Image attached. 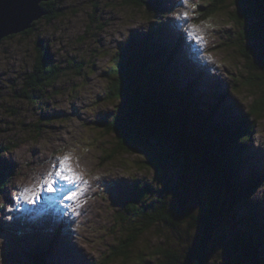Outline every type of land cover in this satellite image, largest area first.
Returning <instances> with one entry per match:
<instances>
[{"label": "rangeland", "instance_id": "1", "mask_svg": "<svg viewBox=\"0 0 264 264\" xmlns=\"http://www.w3.org/2000/svg\"><path fill=\"white\" fill-rule=\"evenodd\" d=\"M148 1L151 6L138 8L123 0H60L58 18L50 22L40 18L30 33H17L0 42V174L5 184L0 190V264H32L29 255L36 253L42 255L38 264H101L106 263L110 249L130 239V217L122 222L121 213L127 203H138L134 187L142 189L141 185L153 180L150 171L142 168L140 154L108 157L113 139L101 125L119 103L110 93L111 77L119 53L136 55L128 49L132 39L153 41L152 51L164 59L168 84L183 74V84L192 81L203 107L219 104L222 113L216 116L217 123L244 122L249 137L242 144L246 158L241 164L238 159V171L245 184L247 178L259 179L260 185H253L251 205L260 210L261 217L264 215V116L248 115L250 103L263 94V87L247 83L251 76L247 59L232 46L239 34L237 24L224 9L197 22L202 15L199 7L209 0H189L188 4L183 0ZM193 26L199 31L194 32ZM36 41L49 54L50 62L64 71L49 86L29 83L38 54ZM247 43L254 44L250 40ZM261 50L255 51L256 63L258 56L264 60ZM153 67L148 64L142 69V80L148 87ZM156 87L155 81H150V89L156 93L166 84L160 90ZM203 120L192 126L197 128ZM174 144L180 146V141L175 138ZM66 154H71L74 171L86 183L58 181L57 192L45 191L41 201L36 199L44 201L41 207L31 203L32 193L36 191L40 197L42 192L37 185ZM192 160L190 156L189 170L182 179V185L187 186L185 202L181 186L177 195L172 191L169 196L170 204L175 205L177 228L152 225L129 249L127 260L110 264H139V252L152 264V250L163 245L190 255L183 251V233L188 231L196 240L199 224L183 225V212L190 210L200 219L212 185L197 157ZM169 175L167 190L173 184L174 171ZM151 189L145 206L159 191V187ZM70 192L77 193L78 209L82 208L79 195L85 193L84 214L71 208L73 200L65 199ZM226 198L227 193L222 192L221 201ZM238 205L229 204L213 224L221 241V245H212L210 259L214 262L220 263L229 255L222 241L227 243L235 234L243 236L250 230L246 210ZM62 210L74 217L70 223H64L69 217L62 223L54 214ZM194 263V258L182 257L181 264Z\"/></svg>", "mask_w": 264, "mask_h": 264}, {"label": "trees", "instance_id": "2", "mask_svg": "<svg viewBox=\"0 0 264 264\" xmlns=\"http://www.w3.org/2000/svg\"><path fill=\"white\" fill-rule=\"evenodd\" d=\"M59 1L42 2L41 5L46 11L42 18L48 22L58 18L61 13ZM123 2L138 8L152 5L148 0H123ZM206 3L199 7L202 15L197 17V22L224 9L230 21L237 24L239 34L234 38L232 46L247 59L246 66L251 71L247 83L259 88L263 87L261 91L263 94L250 103L248 115L264 116V60L262 56H258V62L253 61L255 51L263 52L261 49H264V0H222L221 2L209 0ZM38 21L21 33H30ZM248 40L254 43L253 46L247 45ZM38 42L36 41L38 54L35 67L29 74V83L44 87L57 80L64 71L50 62L49 54L43 50L41 43L37 44ZM128 45L130 46L128 49L132 48L136 51V55L133 52L119 53L110 87L113 100L116 99L119 103L115 104L111 118L103 122L101 128L113 139L108 157L112 158L128 152L140 154L141 160L144 159L140 161L142 168L150 171L153 183L149 185L143 183L144 185L140 186L142 189L134 187L137 188L134 194L138 203H127L120 216L122 222L130 217L129 231H132L130 232L132 235L128 241L122 240L123 243L110 249L104 259L106 263L101 264H110L119 259L127 260L131 253L129 249L152 225L177 228L178 221L173 214L175 205L170 204L169 196L172 191L177 195L181 186L183 203L185 202L187 186L184 183L182 185V179L189 170L190 156L193 160L197 157L200 168L212 181L211 188L206 194L205 205L201 209L200 219L190 210L185 213L181 211L184 214L183 225L187 223L193 226L198 223L196 229L199 230L200 235L195 240L196 237L191 236L188 231L186 234L183 233L185 240L183 251L190 255H181L168 245L158 246L152 250L150 258L152 264H181L182 257L194 258V264H264V215L261 217L260 210L255 211V207L251 205L255 190L253 185H260V182L258 178L250 177L246 179L247 184H245V179L240 177L238 171L237 161L240 160L241 164L246 158L243 156L242 144L249 137L244 130V122L230 120L228 123H217L216 116L222 113L219 104L203 107L197 95L200 93H196L194 88H187V85L184 88L177 82L168 84L170 82L165 79L163 73L164 59L152 51L154 45L152 40L150 42L145 38L140 41L132 39ZM135 47L140 49V53ZM148 64L154 66L150 73L152 77L147 78L149 87L146 86V81L142 80V69ZM153 80L159 90L160 86L166 84V87L159 91L160 94L153 88L150 89V81ZM32 90L35 91L33 87ZM164 92L167 94L165 95ZM27 93L29 96L30 92ZM203 117L201 125L197 124V128L195 125L192 126ZM194 128L195 132L192 131ZM172 136L180 141V146L174 144L175 138L171 139ZM170 171H174V181L167 190L165 187L169 185ZM0 178L1 190L5 184L2 174ZM151 186L159 187V191L152 200L150 199L149 206H145V200L152 194ZM222 192L227 193L225 202L221 201ZM231 203H239L238 206L245 208L250 230L243 236L235 234L227 243L222 241V246L229 255H226L227 258L220 263L214 262L210 259L213 252L212 245L214 242L221 245V241L213 229V224L220 216V212L227 211ZM137 257L139 264H151L149 260L146 261L142 252H139ZM29 259L32 260V264H38L42 255L32 254L29 255Z\"/></svg>", "mask_w": 264, "mask_h": 264}, {"label": "water", "instance_id": "3", "mask_svg": "<svg viewBox=\"0 0 264 264\" xmlns=\"http://www.w3.org/2000/svg\"><path fill=\"white\" fill-rule=\"evenodd\" d=\"M51 0H0V42L30 29L46 11L41 3Z\"/></svg>", "mask_w": 264, "mask_h": 264}, {"label": "snow or ice", "instance_id": "4", "mask_svg": "<svg viewBox=\"0 0 264 264\" xmlns=\"http://www.w3.org/2000/svg\"><path fill=\"white\" fill-rule=\"evenodd\" d=\"M185 4L189 3V0H183ZM190 7H195L194 4H189ZM189 13L185 12L184 16L187 17ZM193 31L198 32L199 29L195 28L193 26ZM196 39H202V37H195ZM73 157L71 154H66L62 158H60L56 164L52 165L53 170H50L47 172V174L42 178L39 185L40 187H45L48 192H55L57 191L55 185L58 181H63L67 184H74L77 181H80L81 183H86V181L82 180V177L77 174L73 167H72V161ZM77 197L76 192H70L65 196V199L68 200H74Z\"/></svg>", "mask_w": 264, "mask_h": 264}, {"label": "bare ground", "instance_id": "5", "mask_svg": "<svg viewBox=\"0 0 264 264\" xmlns=\"http://www.w3.org/2000/svg\"><path fill=\"white\" fill-rule=\"evenodd\" d=\"M10 157V156H9ZM63 182V181H62ZM65 183V182H64ZM57 184H58V182H57ZM56 187V186H55ZM71 187L72 186H69V188L71 189ZM37 190H42V192H40V197L39 196H37V195H35V192L36 191H34L33 193H32V195H31V200H33L31 203H36V206H42L43 205V203H44V201L42 202V203H39L38 201H41L40 200V198H44L43 196H42V193L43 192H45V191H47V189H43V188H41L40 186H38L37 185ZM55 192H57V191H55ZM55 192H51V193H55ZM84 192V191H83ZM80 196V206H82V208H80V209H78V203H77V201L74 199L73 200V202H72V205H71V208H73L77 213H79V214H84L85 213V211H86V200H85V193H82V194H80L79 195ZM78 198V197H77ZM38 201H37V200ZM79 200V199H78ZM86 201V202H85ZM34 208V207H33ZM55 215H59V217H60V221L63 223V221H64V219H66V217L68 218L69 217V221L68 222H64L65 224H68V223H70L71 222V219H74V217L73 216H71L70 215V213H69V211H67V210H62L61 212H59V213H54Z\"/></svg>", "mask_w": 264, "mask_h": 264}]
</instances>
